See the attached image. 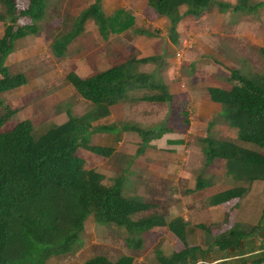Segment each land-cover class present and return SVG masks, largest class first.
Wrapping results in <instances>:
<instances>
[{
	"label": "rangeland",
	"instance_id": "374dc122",
	"mask_svg": "<svg viewBox=\"0 0 264 264\" xmlns=\"http://www.w3.org/2000/svg\"><path fill=\"white\" fill-rule=\"evenodd\" d=\"M216 1L230 8L222 12L213 5L214 0L208 11V21L204 24L208 30L190 24L187 25L192 32L189 38L184 36L186 27H180L177 37L172 38L166 20L147 9V0H104L101 5L106 16L111 17L117 10H123L121 18L125 21L120 24L129 18L128 22L134 25L117 29L118 32H112L107 40H103L94 22L88 20L84 31L68 46L66 55L57 58L51 49L52 42L69 32L80 13L94 0H50L45 18L38 24V34L18 40L14 52L7 58L9 72L24 74L28 83L1 96L4 107L16 111V114L0 128V133L28 119L33 124L35 135H38L49 126L65 123L69 118L68 112L79 117L91 111L93 105L84 101L67 82L69 73L88 78L129 59L154 56L157 61L141 65L138 73L153 74L156 80L169 87L172 101L136 102L140 97L158 92L146 89L131 91L132 101L129 99L113 107L105 122L136 125L145 130L162 126L173 136L164 138L167 143L161 149L149 146L143 154L137 155L142 142L138 134H95L91 137V144L114 147V155L104 159L82 149L77 155L86 161V169L104 172L105 186H112L116 178L123 176V195L152 205L149 211L133 216V221L158 215L167 222L176 217L184 219L185 223L191 222L194 232L197 225L207 227V212L212 213L214 220L218 219L225 210L234 208L236 202L222 206L224 210L220 212L212 209L208 199L190 197L186 190L195 184L196 178L207 179L213 175L214 181L228 187H245L246 183L225 176L221 160L205 167L201 140L210 135L247 149L257 151V148L237 140L236 131L220 117L221 108L208 105L206 88L231 89L234 84L230 79L232 71L247 77L264 74V0H249L250 6L258 5L250 12L234 10L237 0ZM17 4L20 10L28 6L27 0H17ZM2 12L0 5V14ZM30 23L27 18L19 21L20 25ZM199 29L200 32L207 31V44L196 43L202 36ZM3 31L4 24L0 22V37ZM141 31L149 35L140 34ZM183 43L191 47L186 50ZM199 46L207 49L199 48L198 51ZM195 54L203 56L194 58ZM203 68L207 73L201 70ZM0 113H4V109L2 112L0 109ZM101 123H94V127L106 124ZM262 185L256 182L252 187L253 194L241 200L242 207L253 212L249 219L252 222L257 219L254 211L264 204ZM240 218L239 214L237 221ZM172 235L168 227L151 229L141 236L142 246L136 250L127 246L128 233L124 228L100 224L90 216L73 251L52 256L46 264H84L96 256H104L112 262L129 256L134 259V264H159L157 252L168 257L174 251L176 240ZM205 236L206 244L203 245V241L199 244L207 248V234ZM200 255L203 259L207 256L206 253Z\"/></svg>",
	"mask_w": 264,
	"mask_h": 264
},
{
	"label": "trees",
	"instance_id": "16d2710c",
	"mask_svg": "<svg viewBox=\"0 0 264 264\" xmlns=\"http://www.w3.org/2000/svg\"><path fill=\"white\" fill-rule=\"evenodd\" d=\"M49 1L27 0V8L20 10L17 0H0L3 9L0 22L4 24L0 37L1 112L4 109V113H0V128L16 114V111L4 107L1 96L28 83L24 74L9 72L7 58L14 52L18 40L38 34V24L45 18ZM213 1L147 0V9L168 20L169 34L173 38L177 37L176 28L184 18H199L213 5L222 12L230 8L216 0L211 6ZM101 4L102 0H94L80 13L72 29L52 42L51 49L57 58L66 55L68 46L84 31L88 20L94 22L103 40H107L112 32H118L117 29L134 25L128 22L129 18L120 24L125 21L121 18L123 10L111 17L106 16ZM257 6H250L249 0H237L234 10L250 12ZM26 18L31 23L20 25L19 21ZM140 34L149 35L146 31ZM156 61L154 56L132 58L88 78L71 72L66 77L67 82L84 101L93 105L91 111L79 117L68 112L65 123L49 126L38 135L28 119L0 133V264H46L52 256L69 254L79 242L90 216L100 224L124 228L128 233L127 246L136 250L141 248V236L145 232L168 227L176 240L174 251L168 257L157 252L158 263L191 264V255L200 249L189 247L187 224L182 218L167 222L162 216L150 215L133 221V216L149 211L152 205L124 196L121 189L125 182L123 176L116 178L112 186H105L104 172L86 169V161L77 155L79 149L104 159L114 155V147L91 144V137L95 134L136 133L142 141L137 151V155H141L153 140L171 133L162 126L145 130L136 125L105 122L113 107L130 99L131 91L158 92L140 97L136 102L172 101L168 87L153 74L138 73V67ZM230 79L234 84L229 90L208 86L207 98L220 105V117L236 131L237 140L256 147L257 151L210 135L201 140L205 167L221 160L225 176L246 183L245 187H228L197 177L194 188L186 190V194L196 200L208 199L211 207L235 199L243 200L256 182L264 185V74L247 77L232 71ZM102 121L106 124L94 127V123ZM262 192L264 196V187ZM261 220L264 221V208ZM197 228L206 232L208 229L202 225ZM227 233L217 239L219 248H238L242 237L239 227H233ZM84 264H134V259L123 256L112 262L104 256H96Z\"/></svg>",
	"mask_w": 264,
	"mask_h": 264
},
{
	"label": "crops",
	"instance_id": "0c3cea01",
	"mask_svg": "<svg viewBox=\"0 0 264 264\" xmlns=\"http://www.w3.org/2000/svg\"><path fill=\"white\" fill-rule=\"evenodd\" d=\"M103 1L104 0H102V5H103ZM146 7H147V2H146ZM207 16H208V11H205L199 18H194V17L184 18L176 28L177 33H178V30L180 27L181 28L186 27V29L184 30V36L190 37L192 32L190 29L187 28L188 26H190V24L193 26L195 25V27L198 26V28H199V26H203L204 28H206L204 26V24L208 21ZM162 19L166 20V22L168 24L167 26L170 28V24H169L168 20L165 18H162ZM218 21H219V18H218ZM196 24H197V26H196ZM207 26H210V25L207 24ZM157 28H158V26H157ZM228 28H230V27H228ZM206 30H208V27L206 28ZM206 30L204 29L202 32H200V29H199V32L202 36H200V39H197V41H196L197 44L201 43V42L207 44V40H209V39H207V31ZM183 48L186 49L185 43H183ZM199 48H202L203 51H205V49H207L204 46H199L197 48L198 51H200ZM201 56H203V55L195 54L194 58H199ZM201 70H205V72L207 73L206 69L203 68ZM168 91H169V94L172 95V91L169 89V87H168ZM207 103L209 106H211L210 104H212L215 107L218 106L220 108V105L212 103L211 101H209V99H208ZM170 136H173V134H171V133L166 134V135L162 136L160 139L153 140L149 146L156 148L157 150L159 148L161 149V147L167 143V141H165L164 138H170ZM172 140H174V139H168V141H172ZM163 142H164V144H163ZM213 177H215V176L210 175L207 179L211 180L215 184L222 185L221 182L214 181ZM254 184L250 187L249 193L247 194L246 197H249L250 195L253 194L252 187L254 186ZM261 184H263V183H261ZM194 185L192 187H190L189 189L194 188ZM231 187H243V186L233 185ZM263 187H264V185L261 186V191H263ZM245 198L243 200H245ZM242 201L235 199V200H232L228 203L212 207V209L220 210V212H222V210H224L222 206L236 202L234 204V208L232 207V208L228 209L227 211L225 210L220 215V217L218 219L214 220L212 218V213L207 212V228H208L207 232L206 231L203 232L199 228H197L196 229L197 231L194 232L192 229L193 227L190 226L191 222H189V224L186 223L187 224L186 238H187V243H188L189 247H192V248L198 247V249H200V251L195 252L191 255V257H190L191 264H262V263H264V262L260 263L261 260L264 259V221L261 220L264 204H262V206L259 210L254 211L255 217L257 219H255L254 222H252L249 219H250V216L252 215L253 212H250L245 207H242V204H243ZM240 202H241V204H240ZM242 208H243V210H242ZM238 209H239V213L237 212ZM234 214H235V217H234ZM239 214L241 215L242 218H240V221H237V216ZM227 215H228V217H227ZM197 226H199V225H197ZM233 227H239V231L242 234V237H241V240L239 243V247L238 248H226L225 250L220 249L217 242H216L217 239L223 234L224 235L228 234L227 230H230ZM205 234H207V248H205L199 244V243H202V241H203V245L206 244L205 243V238H206ZM202 239H204V240H202ZM188 240H190L191 242L189 243ZM201 253H203V254L206 253L207 256L205 259H203L201 257V255H200Z\"/></svg>",
	"mask_w": 264,
	"mask_h": 264
},
{
	"label": "built area",
	"instance_id": "2783aa9c",
	"mask_svg": "<svg viewBox=\"0 0 264 264\" xmlns=\"http://www.w3.org/2000/svg\"><path fill=\"white\" fill-rule=\"evenodd\" d=\"M190 47H191V45H189V46L186 45V48H190ZM177 57L180 58V57H181L180 54H178ZM263 264H264V263H263Z\"/></svg>",
	"mask_w": 264,
	"mask_h": 264
}]
</instances>
